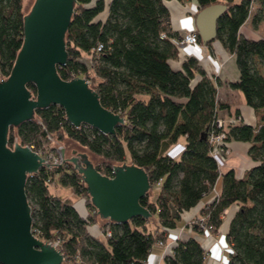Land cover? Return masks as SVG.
I'll list each match as a JSON object with an SVG mask.
<instances>
[{"label":"trees","instance_id":"trees-1","mask_svg":"<svg viewBox=\"0 0 264 264\" xmlns=\"http://www.w3.org/2000/svg\"><path fill=\"white\" fill-rule=\"evenodd\" d=\"M164 1L76 0L65 37L67 60L57 72L65 80L84 77L101 105L124 119L115 129L116 137L85 124L72 126L58 105L36 109V119L9 128L10 147L17 141L36 150L42 141L68 139L101 159L93 164L103 175L112 176L111 163L123 162L143 168L148 175L151 190L140 204L150 217L136 216L123 223L98 218L81 175L68 161L27 177L32 232L43 241L57 242L63 264L148 263L159 242H170L169 232L177 227L181 214L215 194L219 178V193L199 211L205 230L195 219L191 231L215 237L225 224V211L235 208L225 230L232 249L228 264H264V112L256 126H215L217 111L224 107L217 101L219 80L193 56L186 57L180 69L171 67L169 60L179 54L173 40L181 37L171 28ZM195 3L198 10L215 3L226 5L214 40L235 57L239 76L229 86L242 93L246 105L263 109L264 37L246 38L239 31L250 14L253 25L264 22V0ZM23 5V0H0L1 76L9 75L22 45ZM106 9V17L100 19ZM198 42L203 43L199 35ZM27 88L35 94L32 83ZM221 131L223 148L231 140L251 143L248 154L257 164L243 178L233 170L221 173L210 142V136ZM180 136L185 137V147L173 158L167 151ZM55 186L69 195L56 194ZM78 202H83L86 212H78ZM94 227L102 234L92 233ZM194 234L175 240L164 264H206L207 251Z\"/></svg>","mask_w":264,"mask_h":264},{"label":"water","instance_id":"water-1","mask_svg":"<svg viewBox=\"0 0 264 264\" xmlns=\"http://www.w3.org/2000/svg\"><path fill=\"white\" fill-rule=\"evenodd\" d=\"M76 0H29L24 8L23 40L7 77L0 79V264H63L64 257L53 244L32 232L31 206L25 185L29 175L48 166L28 145H8L10 127L36 119L35 110L49 105L63 108L74 127L83 124L101 133L115 135L124 123L117 113L103 107L98 94L84 77L62 79L57 68L66 63L65 37ZM226 5L215 3L196 13L194 27L203 43L214 41L217 20ZM32 83L35 94L27 88ZM70 162L81 175L98 218L116 223L133 217H150L140 204L151 190L145 170L132 163H111L112 176L101 174L91 154L78 146L67 149ZM57 165V164H54Z\"/></svg>","mask_w":264,"mask_h":264},{"label":"crops","instance_id":"crops-1","mask_svg":"<svg viewBox=\"0 0 264 264\" xmlns=\"http://www.w3.org/2000/svg\"><path fill=\"white\" fill-rule=\"evenodd\" d=\"M103 1L105 4H108L111 0ZM164 3L170 13L172 30L182 37L194 26V17L198 12V7L195 3V0H166ZM106 14L107 9L100 14L99 18L104 19ZM251 19L252 15L250 14L244 24L240 27V34L246 38L252 39L264 37V22L253 25ZM227 53L228 52L224 50L222 45L218 41L214 40L209 44L199 43L198 46L189 45L185 47L183 51L178 54V60L171 59L169 60V63L173 69H180L182 60L185 56H193L198 59L199 63L203 66V69L209 76L213 75L220 80L219 85L217 86V101L221 104H224V107L218 109V116L224 120L238 117L239 121L237 122V125L242 123L252 126L259 125L260 116L264 112V108L259 111H255L246 105L244 97L241 95L242 93L240 91L229 86L230 82H234L238 79L239 72L235 63V57L232 54ZM219 54L221 55V58L225 60L224 63H221ZM250 146V142L236 140L227 141L225 147L223 148V152H221V155H219L217 161L218 165L220 166L221 173H224L228 170H233L238 178H243L246 173L257 164L249 157L248 150ZM184 147L185 145H183L182 150ZM167 154L171 156L168 152ZM220 187L221 184L219 178L215 185V194L210 197L203 198L200 203L204 204L211 202L214 196L219 193ZM193 214L194 211H190L187 213L186 217H189L190 215L193 216ZM186 217L182 216L181 214V219L184 221V223L181 225L177 224V227L169 232V235L172 236L170 238V242L173 240L182 239L180 236V231L182 234H185L184 230H186L187 227L185 221ZM224 225L221 231L225 233L227 225L226 228H224ZM214 238L215 237L212 236L210 237V235L207 236V240L211 239L213 241ZM201 244L205 249H207L206 247L208 246L205 245V240L204 243ZM163 254L164 249L160 246H155L152 249V254L149 256L148 264L156 263ZM162 262V264H164V260H162ZM206 263L219 264L216 261L214 263L213 260L209 259Z\"/></svg>","mask_w":264,"mask_h":264},{"label":"rangeland","instance_id":"rangeland-1","mask_svg":"<svg viewBox=\"0 0 264 264\" xmlns=\"http://www.w3.org/2000/svg\"><path fill=\"white\" fill-rule=\"evenodd\" d=\"M28 2H29V0H23V4H24L23 6H24V8L27 6ZM255 9L256 8L253 7L252 11H254ZM251 13H253V12H251ZM219 56H220L219 59H220L221 63H224L225 60L223 58H221V55L220 54H219ZM175 60H178V58L175 59ZM200 66L203 69V66L201 64H200ZM263 73H264V70H263ZM218 80H219V78H218ZM41 143L42 144H41L40 149L46 150V152H49L50 151L54 157H58L59 156L61 158H63V156L61 154V150L62 149L64 150V158H68V154L66 153L68 148H71V147H73L75 145L78 146V147H80L78 144H76V143H74V142H72V141H70L68 139H64L62 141L53 140V141H49L48 143H46V141H42ZM183 145H185V137L184 136H180V138H178V140L176 141V143H174L169 148V150L167 152L171 156H173L175 158H178L180 156L181 152L183 151L182 150ZM80 148H82V147H80ZM84 151L87 152V153H89L86 150H84ZM91 156H92L91 161L94 164H98L100 162V160H101L100 158L94 156L93 154H91ZM52 189L54 190L53 192H55L56 194L63 195V196L69 195V192L67 190H65V189H61L60 190V188L58 186H55L54 188L52 187ZM152 193H153V195H155L157 193V190L155 188L152 189ZM79 203L80 202L76 203L77 210H78V212H82L81 209L83 207L82 206L83 203L82 202L80 204ZM201 206H202V204L199 203L196 207L190 209L189 211H184L182 213V216L186 217L187 213H189L190 211H194L193 216L190 215L189 217H186L185 218L186 220L184 219L186 221L187 227H186V230H184L185 231V234H182V232L180 231V233H181L180 236L182 237L181 240H187L191 234H194L191 231V227L188 228V223H189V225H191L190 223L193 220L197 219V221H198L199 218H202L199 215V211H200ZM234 209L235 208H232V209L229 208V209H227L225 211V217H224V220H225V225L224 226L225 227L224 228H226V225H228L229 219H230L231 215L233 214ZM183 223H184V221L182 219H180L179 222H178L179 225H181ZM197 223H198L197 225L200 228L199 222H197ZM149 228H152V227L149 226ZM222 228H223V226L220 228V231L215 236V238H214L213 241L211 239H208L207 240V237H202L201 238V236H198L196 234H194V237L197 240H199L201 243H204V240H205V245L208 246V247H206L207 248L206 251H207V255H208V259L209 260H213L214 263L216 261L219 264H228V260H229L230 254L232 252V249H231L230 245L228 244V242L226 240L225 233L221 231ZM92 233L97 234L96 227L92 228ZM97 235H101V234L98 233ZM100 237H102V236H100ZM210 237H211V235H210ZM163 249H164V247H163ZM154 251H155V249H154ZM208 259H207V261H208ZM162 260H164V254L162 256H160V259L157 260L156 264H162L163 263ZM151 263H153V262H151Z\"/></svg>","mask_w":264,"mask_h":264},{"label":"built area","instance_id":"built-area-1","mask_svg":"<svg viewBox=\"0 0 264 264\" xmlns=\"http://www.w3.org/2000/svg\"><path fill=\"white\" fill-rule=\"evenodd\" d=\"M164 36V35H162ZM173 42L178 46L179 48V54L183 51V49L187 46H191V45H194V46H198L199 42H198V34H197V31L195 29V27L193 26L187 33H185L179 40H173ZM101 49V45L98 46L97 50H100ZM186 58V56L183 58V60ZM182 60V62H183ZM1 78H5V76H1L0 75V79ZM239 121V118L235 117V118H231V119H228V120H224L223 118L221 117H218L215 121V126L217 128H223L225 129L227 127L228 124H235ZM225 139V132L224 131H221V132H218V133H213L211 136H210V142L212 144V153L213 155L216 157L217 161H218V157L219 155H221V152H223V140ZM29 146V145H28ZM33 149L32 146H29ZM34 151H36L37 153H39L46 161V163H48L49 165L48 166H45L47 168H50L52 166H54V164H59V162L62 161V158L61 157H54L52 155V153L49 151V152H46V150H43V149H33ZM83 203V202H82ZM82 212L80 213H84L86 212L85 210V207H84V204L82 205ZM95 212H96V209H95ZM199 222V225H200V228L204 229L205 230V225H204V219L203 218H199V220L197 221ZM198 224V223H197ZM191 227V225H189V228ZM97 233H100L102 234V232L100 231H97ZM107 235L110 234V232L108 231L106 233ZM51 243V242H49ZM175 243V240H173L172 242L168 243V244H162L161 242L158 243L159 246H162L164 247V258L169 255L171 253V248H172V245ZM53 244L54 246L57 247V242H54V243H51ZM166 250V251H165ZM148 264V263H146ZM156 264V263H155ZM208 264V263H206Z\"/></svg>","mask_w":264,"mask_h":264}]
</instances>
